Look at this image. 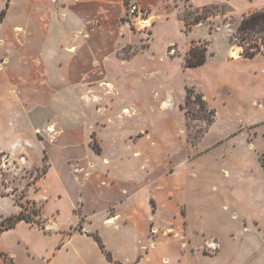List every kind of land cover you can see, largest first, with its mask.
<instances>
[{"label": "rangeland", "instance_id": "obj_1", "mask_svg": "<svg viewBox=\"0 0 264 264\" xmlns=\"http://www.w3.org/2000/svg\"><path fill=\"white\" fill-rule=\"evenodd\" d=\"M129 1L123 0L113 48L101 49V61L92 65L88 75L75 82L52 65L48 83L56 93L48 105L29 112L19 106L0 114V147L11 149V153L0 150V216L15 215L22 205L32 218L42 217L46 227L54 216L59 225L74 219L75 213L80 221L84 219L80 200L72 213L73 196L58 173L41 179L44 164L48 168L50 162L47 155L43 160L44 144L50 145L45 141H53L61 128L71 137L62 142L70 165L83 157L72 168L83 185L87 181L107 184L108 175L114 185L134 190L129 205L139 214L129 228L120 222V243L101 215L89 214L92 226L106 240L109 237L122 257L129 255L130 248L142 247L140 254L148 260L142 264H204V259L209 264H218L220 259L227 264H260L252 238L264 234V128L245 124L251 115L249 104L257 106L260 101L264 105V99L254 93L252 85H238V81H246L250 73L258 75L264 63L241 55L237 26L242 15L227 2L196 6L180 0L172 15L182 26L159 24L157 34L152 35L154 24L171 18L169 9H150L153 25L142 32L124 14ZM197 17L204 23L193 33L199 36L192 39L189 31L194 24L187 30L185 20ZM12 19L4 14L0 18L2 58L15 49ZM192 44L206 47V59L211 55L201 68L184 64ZM231 52L238 53L235 60ZM43 56L48 57L46 49ZM189 87L193 95L186 104ZM197 93L214 109L209 126L194 97ZM97 145L99 152L93 147ZM64 157L59 153L55 166ZM37 208L39 215L34 214ZM46 229L26 223L25 229L1 231L0 264H6L8 257L14 264H46L25 244L42 245L36 235ZM220 240L233 246L237 242L238 248L242 245L243 260L238 261L236 250L231 254L224 249L220 259L214 255L218 250L214 242Z\"/></svg>", "mask_w": 264, "mask_h": 264}, {"label": "crops", "instance_id": "obj_2", "mask_svg": "<svg viewBox=\"0 0 264 264\" xmlns=\"http://www.w3.org/2000/svg\"><path fill=\"white\" fill-rule=\"evenodd\" d=\"M6 1L0 0V11L4 9L5 17H13L11 31L14 33L13 37L16 40H11V45L13 43L15 49L10 56L4 55L5 57L2 58L3 52L0 51V114L13 112L19 106L29 112L39 106L48 105L51 96L56 93L52 85L48 83L51 78V69L48 73V67L50 68L52 65L59 66V70H62L69 79L74 78L75 82L76 80L80 81L84 74L88 75L87 72L91 70L92 65L101 61V49L113 48L123 13V0H8V3ZM132 1H138L148 9L156 10L161 7L166 10L169 9L167 12L171 15V18H162L159 23L152 24V35L157 34L159 24L178 22L182 26V22L172 15L173 8L180 0ZM189 1L196 6L227 2L232 5L234 12L241 14L242 17L244 14L264 8V0ZM203 23L194 24L192 30L189 31L190 38L194 39L199 36H193V33L201 28ZM44 49L48 52L46 59L43 56ZM210 56L203 64L189 68L205 66L211 58ZM237 56L238 53L232 55L231 52V60H235ZM246 59L258 60L263 64L264 54ZM227 80L230 82L229 78L224 79V81ZM246 84L250 88L252 85L254 93L264 99V68L261 72H258V75L250 73L246 81L243 78L238 81V85L244 86ZM82 94L80 93L79 96L81 97ZM255 97L252 98V101L256 100ZM257 103V106L249 104L251 115L245 125L264 128V105L260 101ZM49 124L56 128L53 122ZM216 124H218L217 121ZM57 131L53 141H45L47 144L50 142V145L46 146L44 144V153L50 162H48L49 166L41 179L43 181L51 172L58 173L67 191L71 192L73 196L72 213H75L73 207L80 200L81 215L84 219L80 221L81 217L75 213L74 219L66 224L59 225L56 223V216H54L52 223H48V227L44 226V229L48 228L46 229L47 232H37L36 236L42 242L43 247L37 244H35V247L34 245L31 247V244L26 241L25 244L28 250L32 251V248H34V251L40 254L46 264H116L115 261L127 264H142L148 261L143 254H140L143 251L142 247L138 250L132 247L129 251L127 250L129 255L122 257L120 253L115 251L114 246L108 242L109 237L106 240V236H101L97 228L92 226L93 219L92 216H89L90 213H95L94 216L101 215L104 224L113 228L115 239L120 243L121 237L118 235L121 229L120 222L129 228L131 219H135L139 214L134 206L131 210L132 203L130 200L134 196V190L126 186L114 185V180L108 175H105L110 181L107 184L87 181V184L83 185L80 178L77 179L72 172V168H75L78 162L81 163L83 157H77L76 160H73L74 163L70 165L71 158H67V147L63 143L71 140V137H66L61 128ZM4 149L11 153V149L0 147V150ZM59 153L64 154L65 157L60 165L56 164L55 166ZM91 199L93 200L91 201ZM125 205H129V207L122 208ZM111 209L113 213L110 214ZM56 215L58 216L59 212ZM0 217L2 218V216ZM26 223L30 222L20 220L13 227L4 230V233L19 228L25 229ZM94 233L100 236L104 247L111 253L112 260H109L101 250L93 236ZM226 235H228L226 236L228 239L231 238L230 233ZM263 236L262 233L260 238L258 236L255 237L256 240L252 238L255 245L253 249L262 260V262H259L260 264L264 263ZM214 245H217L218 250L213 254H216L219 259L221 251L225 249L224 253L231 254L233 250H236L238 261L243 260V255L241 257L243 248L242 245L238 248L237 242L233 246L232 242L229 245L223 244L220 240V243L214 242ZM204 256H210V254ZM203 263L209 264L207 259H204ZM218 264L227 263H223L220 259Z\"/></svg>", "mask_w": 264, "mask_h": 264}, {"label": "trees", "instance_id": "obj_3", "mask_svg": "<svg viewBox=\"0 0 264 264\" xmlns=\"http://www.w3.org/2000/svg\"><path fill=\"white\" fill-rule=\"evenodd\" d=\"M4 14V10L2 9L0 12V18ZM201 17L195 18L192 22H189L185 20V26L186 29L189 30L192 24L198 23L201 20ZM258 37L262 40L261 42H258L257 35L261 34ZM237 37L240 38V41L244 42H237L238 46H241L243 50L241 51V55L245 58H252L256 55L264 54V8L257 9L252 12H249L247 14H244L242 19L239 22V25L237 26ZM245 43L247 45H245ZM206 61V47L199 48L197 45L192 44V46L189 48L187 53L184 57V64L186 67H193L203 64ZM193 95L192 88H188L187 90V98H186V104H189L191 102V96ZM195 99L199 101V105L201 107V110L203 113L207 116L206 117V123L207 126L211 124L214 121V109L210 108L207 105V102L205 98L203 97L202 93H197L194 95ZM198 139V137L196 138ZM95 151H100V146H93ZM44 154L43 160L45 161ZM264 164V159H263ZM47 170V166L44 164L41 175H43ZM22 209L15 215L4 218L0 221V232L4 231L6 229H9L13 227L18 221L25 220L30 223H35L40 227L44 228V220L42 217H39L38 219L32 218L29 214L23 212V206L21 205ZM34 214L39 215L40 209H34ZM94 238L98 242L101 250L105 253L106 257L109 260H112L111 253L106 250L104 247V244L100 238V236L96 233L93 234ZM6 264H14L12 257H8L4 260ZM116 264H127V263H121L119 261H115Z\"/></svg>", "mask_w": 264, "mask_h": 264}, {"label": "built area", "instance_id": "obj_4", "mask_svg": "<svg viewBox=\"0 0 264 264\" xmlns=\"http://www.w3.org/2000/svg\"><path fill=\"white\" fill-rule=\"evenodd\" d=\"M124 14L139 31L144 32L153 24L150 9L142 6L138 1H129Z\"/></svg>", "mask_w": 264, "mask_h": 264}]
</instances>
